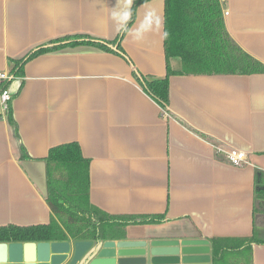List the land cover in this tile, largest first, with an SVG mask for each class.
I'll list each match as a JSON object with an SVG mask.
<instances>
[{
  "label": "crops",
  "instance_id": "obj_1",
  "mask_svg": "<svg viewBox=\"0 0 264 264\" xmlns=\"http://www.w3.org/2000/svg\"><path fill=\"white\" fill-rule=\"evenodd\" d=\"M134 0H0V82L28 159L0 104V227L47 225L46 157L69 143L88 160L89 203L113 218L161 216L129 225L103 241L264 238V215L254 217V177L264 172V73L172 75L163 110L132 77L166 75L164 0L139 5L120 42L122 54L67 47L14 61L58 38L115 40ZM225 28L264 65V0H226ZM172 71L182 62L170 58ZM238 150L236 167L219 151ZM78 241L62 244L68 264ZM52 243V242H50ZM210 264H212V257ZM252 264H264V244L252 245Z\"/></svg>",
  "mask_w": 264,
  "mask_h": 264
},
{
  "label": "trees",
  "instance_id": "obj_2",
  "mask_svg": "<svg viewBox=\"0 0 264 264\" xmlns=\"http://www.w3.org/2000/svg\"><path fill=\"white\" fill-rule=\"evenodd\" d=\"M150 0H134L130 18L113 41L85 35L58 38L39 46L14 61L12 75L19 74L23 65L41 54L67 47L91 46L120 55V42L135 19L139 5ZM164 49L166 75L145 77L133 71L132 77L143 92L163 110L169 104V77L172 75H252L264 73V65L246 54L229 36L219 0H164ZM170 58L182 62V70L174 72ZM6 88V87H5ZM3 88L2 90H4ZM7 120L18 144L20 159H28L20 142L18 126L13 118L11 103L6 109ZM46 203L52 217L47 225L0 227V243L60 242L69 238L78 241H103L108 232L129 225L160 223L161 216L146 218H113L93 207L88 201L89 175L86 160L76 143L50 149L46 157ZM264 215V172L254 177V217ZM212 264H252V245L264 244L254 228L247 238H213Z\"/></svg>",
  "mask_w": 264,
  "mask_h": 264
},
{
  "label": "water",
  "instance_id": "obj_3",
  "mask_svg": "<svg viewBox=\"0 0 264 264\" xmlns=\"http://www.w3.org/2000/svg\"><path fill=\"white\" fill-rule=\"evenodd\" d=\"M62 244L54 242L0 243V264H62ZM205 239L120 240L78 242L68 264H210Z\"/></svg>",
  "mask_w": 264,
  "mask_h": 264
},
{
  "label": "built area",
  "instance_id": "obj_4",
  "mask_svg": "<svg viewBox=\"0 0 264 264\" xmlns=\"http://www.w3.org/2000/svg\"><path fill=\"white\" fill-rule=\"evenodd\" d=\"M225 1L226 0H219L221 4L224 3ZM10 79H12V77L8 73L0 72V82H5ZM10 99L11 97L5 89L0 91V104L3 106L5 110L8 107V103L10 102ZM217 149L219 151H222L226 155V159L233 166L239 167L247 163L246 154L242 151H238L234 149H230V150H223L219 148Z\"/></svg>",
  "mask_w": 264,
  "mask_h": 264
}]
</instances>
